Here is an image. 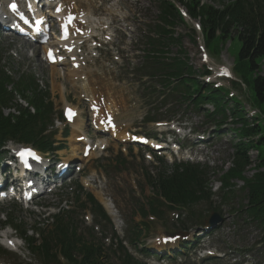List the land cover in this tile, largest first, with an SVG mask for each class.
I'll return each instance as SVG.
<instances>
[{
  "label": "rangeland",
  "instance_id": "374dc122",
  "mask_svg": "<svg viewBox=\"0 0 264 264\" xmlns=\"http://www.w3.org/2000/svg\"><path fill=\"white\" fill-rule=\"evenodd\" d=\"M199 1L211 5L217 4V2L213 0ZM227 1L229 0H225L226 3ZM78 5L87 12L90 10L92 15H96L98 18H104L106 16L104 11H112L114 13L113 16H106L109 22L114 20L123 21L122 18L126 17V20L131 23V27L128 26L126 32L128 33L132 28L134 32H131V35L133 38L139 37V34L147 29V25L150 23V25H152L153 22L157 21V0H105L104 3H101L100 0H91L89 3L83 1ZM122 26L123 23H121L119 27ZM121 30L124 29L121 28ZM176 33L182 40V49L187 56L188 65L193 68L195 73V75H193L194 78L204 83L206 80H204L202 74L205 67L209 68L212 72L210 77L211 82L214 85L217 84L225 88L228 93L242 103V108L247 114L250 124L253 122L252 119L259 118L258 120L262 123V132L264 134V117H261L260 112L252 106V90L248 85V87L243 85L246 81H252L254 76L251 77L250 74L245 75L239 72V70L237 72L238 54L241 49L240 41L237 39L226 40L225 42L219 40L214 42L209 49H205L203 34H201V30L196 22L178 25ZM127 44H130V42L128 41ZM125 48H128L130 51L127 53H130L135 46L134 44L130 46L124 44L120 50H124ZM32 51L28 42L17 40L11 34H1L0 71L8 72V74H11L16 80L22 76L34 79L40 86L42 92L48 91L56 112L54 119L59 116L66 103L78 107L86 117L87 107L80 99L82 91L79 85L76 87L70 85L67 76L60 75L59 78L53 79L51 71L53 68L47 67L42 62V53L35 52L34 56L37 55V57L32 58ZM173 51L174 53L181 52L180 48L177 47H173ZM124 59L126 60V56ZM181 59H183V57ZM87 67L89 71H92L91 81H94L93 77H99L100 79L95 81L92 85L95 92L99 95L101 94L105 98L109 96L116 99L118 110L117 118L121 128L126 129V131H146L150 133V128L152 127L143 126L141 121L148 110V108L143 105L144 101L140 97L139 91L141 87L134 79L128 77V71L126 69L124 71L120 63H109L105 57L100 60L98 66L96 63L90 62ZM62 69H60L59 72L57 70V72H62ZM260 73L264 74V60L260 63ZM232 83L234 85H232ZM195 86H198L196 82ZM152 104H154V101ZM23 106L26 107V103H24ZM184 109L180 110L177 120L183 116L181 113ZM9 114L10 111L6 110L5 115ZM183 117H186L190 126L196 128L197 131L199 130L200 133L206 131L211 137L206 146V148L208 147V152H203L204 157L207 156L206 163L204 161L203 164L212 167L213 172L216 173L212 180L214 192L218 186L222 171H227L232 163L233 141L230 139V134L228 132V134L224 132L223 134L220 133V135L212 133L210 127L204 126V120L196 116L192 111H186V115ZM232 127L236 128V126ZM87 130H90L88 126ZM72 131L74 132V130ZM90 134L94 137L92 132H90ZM60 137L61 135L58 134L56 139L59 140ZM66 141L68 142V140ZM60 142L64 143L65 141L60 140ZM69 143L70 142H68V147ZM72 144L73 143H70V148L73 154ZM78 152L80 151L74 152L75 155L73 154L74 156L72 157L76 158ZM260 153L264 155V146L251 149L249 152L250 166L246 169L244 175L247 179L253 178L258 172L256 165L258 164ZM67 155L70 156V152H65L63 155L59 154L58 157L63 160L67 159ZM92 157L93 160L85 165V174L96 172L105 177L108 184L107 193L112 197L119 211V224H122L123 230H125L126 226L130 224L133 218L136 222L141 220L138 215H135L138 210L144 207L147 210V201L153 197V190L149 184V177L156 178L158 174L164 170L161 162L170 166L176 160V158H172L168 153H165L161 157L154 156L151 160H147L143 150L132 149L129 146H121L117 142L109 144V149L103 154L102 160L94 157V155ZM78 160L81 161V159ZM180 160L181 156L177 161ZM235 184L238 185L237 190L243 186L242 183L236 182ZM94 194L99 200L101 195L95 191ZM237 196L238 198L245 197L244 193L241 191L238 192ZM60 199L61 198L51 197L40 198L36 201L37 207H31L30 210L14 203L0 204V229L4 227L5 222H8L12 218L14 221L21 224L22 230H25L27 235L29 233L30 236L34 235L35 239L41 240L42 235L38 232L39 230L44 231L45 236H48L53 231V226L49 218L44 214L45 208L48 205L56 204ZM240 201L241 200L236 201L232 207L237 208L238 204L241 203ZM217 203L218 201L214 199L213 206L217 207ZM197 209L199 212L204 213L205 216H208V212H210V206H199ZM225 210L228 214L230 208L226 207ZM231 215L232 216L227 218V223L220 229V232H217L210 239L202 241L201 247L204 248L207 246L205 250L209 247H214L217 251L222 252L223 250H229L228 252L232 254L227 257V261L230 263L264 264V246L259 245L261 240L259 231L250 225L249 222L242 221L240 217L238 218L233 214ZM85 216H89L91 220H94L92 214L88 210L75 207L72 220L79 233L83 234V236L90 241L102 242L100 235H97V232H94L85 224ZM148 225L150 227V232L149 235H147L148 238L145 239L148 245H151V243L155 244V239L163 235L161 231L165 232L168 230L170 232L175 229V226L169 221L168 213L166 214L164 224L148 222ZM162 226L166 228V230ZM106 232L107 235H110L109 229H107ZM94 233L95 237H93ZM120 233L122 234L121 231ZM7 255L8 256L0 258L1 263L41 264L38 255H34L29 250H24L18 254ZM191 255L192 253L185 252L183 260L189 258ZM116 262L115 257H112L111 264H116ZM215 263L222 264L219 261ZM62 264L64 263L62 262ZM150 264H155V262H150Z\"/></svg>",
  "mask_w": 264,
  "mask_h": 264
},
{
  "label": "trees",
  "instance_id": "16d2710c",
  "mask_svg": "<svg viewBox=\"0 0 264 264\" xmlns=\"http://www.w3.org/2000/svg\"><path fill=\"white\" fill-rule=\"evenodd\" d=\"M213 1L217 4L201 5L199 0H190L189 3L184 4L183 0H177L188 9L192 19L199 20L209 47L218 39L222 42L235 39L240 41L237 71L245 75L250 74L251 77L254 76L252 81H246L244 86H249L252 90V106L264 117V74L260 73V63L264 60V5L253 0H229L227 3L225 0ZM162 7L164 16L161 22L164 26L157 28L165 34L170 44L176 43L181 52L177 53L171 63H161V68L155 70L156 74L160 73L169 79L178 80L174 91L184 95V100L199 105L212 104L216 113L210 118L214 121L221 118V123H225L228 111L235 124L241 125L238 130L241 140L235 145V168L230 169L225 177L229 184L231 180L243 179L245 169L250 165L248 152L250 149L264 146L261 123L256 119L253 120V124H250L241 109L240 102L229 99L227 92L203 87L192 78L195 73L188 65L187 56L182 49V41L179 38L176 39L174 34L167 30L168 26L174 28L181 20L179 14L175 7L167 1H164ZM168 34H171L170 37ZM179 55L183 56V59ZM203 75H209V73L203 72ZM195 82L198 86H195ZM11 83L9 78L0 73V146L8 140H13L20 143L37 144L41 150H45L47 145L39 138L42 127L49 121L50 107L44 105V96L36 91L35 84L30 83L28 86L18 84L17 89L20 94L30 99L38 115L33 116L27 109L18 107V116H5L4 110H9L14 106L12 104L13 94L8 92V86ZM163 83L166 88L171 85L169 81ZM176 169L170 175H163L154 185L156 195L162 196L171 204L183 207L197 205L207 198L209 183L207 172L194 166H181ZM256 169L258 172L253 179L246 182L248 194L246 210L255 220L264 223V155L261 153ZM52 240L58 244L56 247L61 249L63 256L73 264H102L98 257V250L81 244L71 228L64 225L62 221L55 228L51 239L45 240L43 245L37 248V251L48 259L53 257L50 243ZM34 243L33 240L30 241L32 245ZM77 256L81 258L80 261L76 259ZM122 263L139 264L126 253Z\"/></svg>",
  "mask_w": 264,
  "mask_h": 264
},
{
  "label": "bare ground",
  "instance_id": "6f19581e",
  "mask_svg": "<svg viewBox=\"0 0 264 264\" xmlns=\"http://www.w3.org/2000/svg\"><path fill=\"white\" fill-rule=\"evenodd\" d=\"M107 2V1H106ZM112 12V11H111ZM117 13V12H116ZM115 13V14H116ZM105 15V14H104ZM114 15V14H113ZM114 17H116V16H114ZM113 17V18H114ZM119 17V16H118ZM44 52H45V55H46V49L44 48ZM53 69H51V71H52V78L53 79H56V78H58L59 77V73L57 72V69L56 68H54V67H52ZM80 75H81V70L80 71H73L72 72V78H80ZM66 77V76H65ZM88 94H90V91H89V93ZM78 119H79V117H78ZM78 119L76 118V120L74 121V124H73V127H74V132H73V134L71 135V139L69 140V142L70 143H73L72 144V152H73V154L75 155V153L74 152H77L78 150H79V145L78 144H76L77 143V139L78 138H80V137H82V136H86V134L84 133V131H83V129H82V126L85 124V121H78ZM78 133V134H77ZM82 134V135H81ZM118 136H120V140L122 139V140H125L124 139V137H125V135H123V134H119ZM103 145H106V143L105 142H101L100 143V145H99V147H101V146H103ZM72 154V156H74ZM91 155V154H90ZM93 156V154L91 155V156H89L90 158ZM89 158V159H90ZM6 238V236L5 237H3V240ZM7 242H8V240H7ZM7 242H5L4 241V243L6 244V245H8V246H11L12 245V243H10V244H8Z\"/></svg>",
  "mask_w": 264,
  "mask_h": 264
},
{
  "label": "snow or ice",
  "instance_id": "6c2138e0",
  "mask_svg": "<svg viewBox=\"0 0 264 264\" xmlns=\"http://www.w3.org/2000/svg\"><path fill=\"white\" fill-rule=\"evenodd\" d=\"M13 7L15 8V5H13Z\"/></svg>",
  "mask_w": 264,
  "mask_h": 264
}]
</instances>
